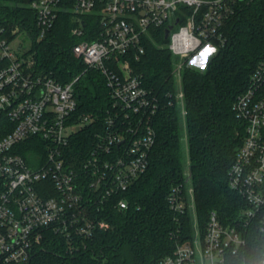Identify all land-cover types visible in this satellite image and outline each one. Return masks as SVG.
<instances>
[{
  "label": "built area",
  "instance_id": "built-area-1",
  "mask_svg": "<svg viewBox=\"0 0 264 264\" xmlns=\"http://www.w3.org/2000/svg\"><path fill=\"white\" fill-rule=\"evenodd\" d=\"M240 1L31 0L37 42L61 11L75 16L72 34L80 41L73 54L86 71L105 76L112 102L101 122L96 115L78 114L74 86L79 77L61 84L36 73L33 60L17 56L12 47L22 29L0 18V264H28L49 235L62 239L70 254L84 250L97 230L109 228L100 219L105 208L128 209L124 195L149 167L156 140L152 122L162 103L122 57L132 53L138 59L151 30L173 26L168 48L178 61L176 75L183 68L204 71L225 44V26ZM87 15L95 16L96 34L85 28ZM206 49L211 50L207 57L202 55ZM183 99L180 90L170 105H182ZM233 109L245 135L229 186L247 208L238 225H224L212 212L202 229L194 215L191 237L177 241L173 254L156 264H230L246 247L253 224L264 234V57ZM87 127L94 142L77 169L67 149ZM25 143L36 148L29 163L19 152ZM168 202L178 221L195 208L193 190L175 186Z\"/></svg>",
  "mask_w": 264,
  "mask_h": 264
},
{
  "label": "trees",
  "instance_id": "trees-1",
  "mask_svg": "<svg viewBox=\"0 0 264 264\" xmlns=\"http://www.w3.org/2000/svg\"><path fill=\"white\" fill-rule=\"evenodd\" d=\"M30 1L0 0V18L10 28L19 26L33 36L36 73L61 84L79 77L74 86L78 114L96 115L101 122L112 102L105 76L98 70L86 71L73 54V46L80 41L72 34L75 16L61 11L54 27L37 42L39 30L36 15L28 7ZM93 16L87 15L83 21L89 33L96 34ZM165 30L166 26L150 31L142 42L144 54L138 59L132 53L122 57L162 103L152 122L156 140L149 167L124 195L128 209L105 208L100 219L109 228L97 230L88 248L73 254L66 251L62 239L49 235L28 264H156L173 254L177 241L191 237L195 216L202 229L212 212L224 225H238L247 203L231 190L229 173L242 146L245 126L233 107L264 57V0L240 1L225 26V44L204 71L183 68L176 75L178 61L168 48ZM180 90L183 104L170 105ZM92 132L89 127L80 131L67 149L77 169L94 142ZM19 148L29 163L36 148L32 143ZM178 185L193 190L195 208L177 221L168 196ZM246 236V247L230 264H264V234L257 224Z\"/></svg>",
  "mask_w": 264,
  "mask_h": 264
},
{
  "label": "rangeland",
  "instance_id": "rangeland-1",
  "mask_svg": "<svg viewBox=\"0 0 264 264\" xmlns=\"http://www.w3.org/2000/svg\"><path fill=\"white\" fill-rule=\"evenodd\" d=\"M40 40L39 42H41ZM22 46L20 51H17L18 46ZM12 47L16 51L17 56L22 58L33 60L34 58V40L33 37L28 34L26 30H22L12 41ZM211 58V57H210Z\"/></svg>",
  "mask_w": 264,
  "mask_h": 264
},
{
  "label": "water",
  "instance_id": "water-1",
  "mask_svg": "<svg viewBox=\"0 0 264 264\" xmlns=\"http://www.w3.org/2000/svg\"><path fill=\"white\" fill-rule=\"evenodd\" d=\"M173 29V26H170L169 28H167L165 30V38L168 39L169 38V34H170V31Z\"/></svg>",
  "mask_w": 264,
  "mask_h": 264
},
{
  "label": "snow or ice",
  "instance_id": "snow-or-ice-1",
  "mask_svg": "<svg viewBox=\"0 0 264 264\" xmlns=\"http://www.w3.org/2000/svg\"><path fill=\"white\" fill-rule=\"evenodd\" d=\"M210 51H211V50L206 49L205 52H204L202 55H204L205 57H207V55L209 54Z\"/></svg>",
  "mask_w": 264,
  "mask_h": 264
}]
</instances>
